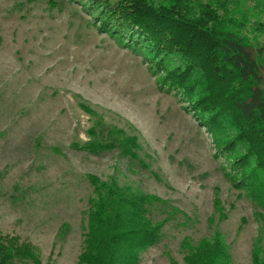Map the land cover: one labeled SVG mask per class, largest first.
<instances>
[{
    "label": "rangeland",
    "instance_id": "1",
    "mask_svg": "<svg viewBox=\"0 0 264 264\" xmlns=\"http://www.w3.org/2000/svg\"><path fill=\"white\" fill-rule=\"evenodd\" d=\"M85 5L0 0V237L33 244L43 264H78L94 175L164 201L149 210L164 225L162 240L141 264H184L186 240L208 256L217 233L233 264H253L255 244L264 248V208L187 99L162 89L164 74L98 29ZM249 34L264 54V31ZM93 129L99 141L113 142L112 130L137 136L139 158L81 150ZM259 161L245 174L259 172Z\"/></svg>",
    "mask_w": 264,
    "mask_h": 264
},
{
    "label": "trees",
    "instance_id": "2",
    "mask_svg": "<svg viewBox=\"0 0 264 264\" xmlns=\"http://www.w3.org/2000/svg\"><path fill=\"white\" fill-rule=\"evenodd\" d=\"M249 1L253 8L247 9L245 0H86L85 10L98 29L164 74L162 89L187 99L227 166L233 164L242 177L239 183L248 184L249 197L264 208V54L252 50L249 38L252 29L264 31V0ZM111 132L113 142L99 141L93 129L94 139L79 148L92 154L118 148L129 159L139 158L137 136ZM242 148L246 152L239 155ZM253 158L260 159L261 170L251 177L245 171ZM89 181L95 197L78 264H141V254L162 240L164 225L149 210L164 201L94 175ZM213 243H206L211 248L204 256L186 240L184 264H233L221 234ZM260 244L253 248V264H264ZM0 264L43 262L33 244L5 236L0 237Z\"/></svg>",
    "mask_w": 264,
    "mask_h": 264
}]
</instances>
